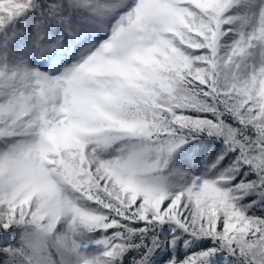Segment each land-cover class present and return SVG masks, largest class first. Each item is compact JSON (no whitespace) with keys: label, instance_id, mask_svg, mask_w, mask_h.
Returning a JSON list of instances; mask_svg holds the SVG:
<instances>
[{"label":"snow or ice","instance_id":"6c2138e0","mask_svg":"<svg viewBox=\"0 0 264 264\" xmlns=\"http://www.w3.org/2000/svg\"><path fill=\"white\" fill-rule=\"evenodd\" d=\"M0 257L264 264V0H0Z\"/></svg>","mask_w":264,"mask_h":264},{"label":"trees","instance_id":"16d2710c","mask_svg":"<svg viewBox=\"0 0 264 264\" xmlns=\"http://www.w3.org/2000/svg\"><path fill=\"white\" fill-rule=\"evenodd\" d=\"M258 214H259V212H258ZM0 259H3V257H0Z\"/></svg>","mask_w":264,"mask_h":264}]
</instances>
